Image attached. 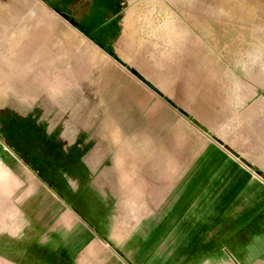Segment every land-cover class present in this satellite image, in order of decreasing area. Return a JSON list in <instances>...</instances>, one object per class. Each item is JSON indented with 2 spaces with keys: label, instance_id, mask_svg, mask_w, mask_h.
<instances>
[{
  "label": "crops",
  "instance_id": "1",
  "mask_svg": "<svg viewBox=\"0 0 264 264\" xmlns=\"http://www.w3.org/2000/svg\"><path fill=\"white\" fill-rule=\"evenodd\" d=\"M133 2L6 23L0 264H264V157L170 102L173 21L153 63L99 36L148 25Z\"/></svg>",
  "mask_w": 264,
  "mask_h": 264
},
{
  "label": "rangeland",
  "instance_id": "2",
  "mask_svg": "<svg viewBox=\"0 0 264 264\" xmlns=\"http://www.w3.org/2000/svg\"><path fill=\"white\" fill-rule=\"evenodd\" d=\"M94 1L0 0V51L7 46V22L38 36L49 25L65 24L53 8L75 20L77 14H87ZM133 5L137 20L148 25L128 26L124 16L118 33L99 36L126 49L136 61L153 63L156 32L164 19L173 21L182 47L172 58L184 80L170 82L175 95L168 99L228 137L237 132L242 146L263 159L264 0H134Z\"/></svg>",
  "mask_w": 264,
  "mask_h": 264
}]
</instances>
